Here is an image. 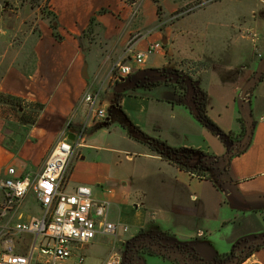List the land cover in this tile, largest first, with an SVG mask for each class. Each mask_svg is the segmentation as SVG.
Segmentation results:
<instances>
[{"label": "crops", "instance_id": "1", "mask_svg": "<svg viewBox=\"0 0 264 264\" xmlns=\"http://www.w3.org/2000/svg\"><path fill=\"white\" fill-rule=\"evenodd\" d=\"M157 1L162 6L160 10L153 0H140L135 5L119 0L100 1L88 15H93L99 32L103 31L102 41L85 47L80 36L90 25L88 19L68 22L64 28L58 24L60 36L56 40V24L49 26L42 18H24L14 24V18L19 17L13 18L8 7L17 6V0H0L1 22L5 26L0 29V94L42 107L33 118L34 124L29 125L31 117L24 115L21 107L16 112L0 104V178H9V169L15 170L16 178L37 176L56 143L70 135L75 137L86 122L88 106L83 96L88 90L100 93L101 107L106 112V108L116 111L107 114L109 124L110 116L118 117L120 111L149 139L175 149H195L216 157L226 155L225 145L188 109L164 100L167 87L152 89L154 96L148 94L152 90L144 89L121 98L115 95L112 70L120 59L133 66V73L185 68L184 72L198 78L208 94L209 117L224 132L238 134L241 106L251 105V117L247 118L254 124L251 144L230 160L227 187L219 189L212 181L180 169L153 152L149 144L126 135L122 138L129 147L125 150L129 163L134 161L130 151L143 145L148 159L160 163L151 172H136L139 181L134 178L135 171L113 173L106 160L109 158H87L82 151H116L112 144L104 148L95 144L102 142L97 136L103 122H89L84 142L76 150L68 190L89 186L95 201L109 202L114 211L121 206L120 216L123 209H128L129 214L132 208L129 215L136 236L141 231L164 233L182 243L205 238L206 246L213 252L226 254L241 239L264 234V64L256 65L252 56L253 51L264 48V0ZM203 4L205 7L200 8ZM173 14L175 21L171 22ZM23 30L22 34L16 33ZM139 32L151 33L135 45V52L146 51L152 43L162 44V49L149 56L142 67L135 65L133 54L125 53L130 38ZM60 50L69 51L64 59L55 55ZM129 100L134 103L129 104ZM14 112L17 118H13ZM112 174L117 185L108 189ZM138 191L143 197L129 206L127 202ZM28 197L40 209L35 195ZM24 204L12 223L39 216L41 211L26 215ZM119 232L124 233L119 229L116 236H110L119 238L117 241L98 236L93 243L108 247L101 249L103 264L115 254L123 257L128 242L136 237L123 238ZM115 244L119 252L114 249ZM79 252H75L72 262ZM242 264H264V248L253 251Z\"/></svg>", "mask_w": 264, "mask_h": 264}, {"label": "built area", "instance_id": "2", "mask_svg": "<svg viewBox=\"0 0 264 264\" xmlns=\"http://www.w3.org/2000/svg\"><path fill=\"white\" fill-rule=\"evenodd\" d=\"M150 33H136L127 44L125 53L133 54L137 67H142L149 56L162 49L158 42L150 44L144 52L134 51L135 45ZM133 71V66L123 59L112 70L115 81L129 77ZM83 101L88 106L86 122L78 129L74 141L63 138L56 143L37 176L28 174L16 178L15 170L9 169L10 177L0 178L3 198L0 264H84L85 254H79L72 262L76 251L84 250L98 236H116L119 229L128 232L127 227L109 221L110 203L95 201L91 187L79 185L68 190L69 166L84 142L88 123L107 119L99 92L88 90ZM31 192L40 206L39 216L12 223ZM23 236L29 237L28 244L17 241ZM104 264H123L122 257L115 254Z\"/></svg>", "mask_w": 264, "mask_h": 264}, {"label": "trees", "instance_id": "3", "mask_svg": "<svg viewBox=\"0 0 264 264\" xmlns=\"http://www.w3.org/2000/svg\"><path fill=\"white\" fill-rule=\"evenodd\" d=\"M154 1L158 4L157 0ZM158 10H160V6H158ZM93 22L94 18L91 20V23ZM161 86L168 88L163 96L164 100L171 104L182 105L188 109L190 114L202 126L212 132L225 145L227 148L226 155L216 157L213 154L195 149L172 148L165 142L149 139L125 117L127 127L132 133L131 136L149 144L153 152L177 165L180 169L212 181L219 189L226 188L227 183L230 181V160L245 152L251 144L254 124L247 119L251 117V112L247 114L244 108L245 105H242L241 116L238 119L240 132L238 134L224 132L209 117L208 94L201 88L199 81L178 69L162 68L137 71L123 80H116L114 92L116 97L121 98L127 93L138 89L152 90ZM102 124L103 126H108L109 122L106 120ZM146 233L141 231L138 236L128 242L122 257L123 264H130L131 262L143 264V253L160 256L161 252L159 249L157 250L153 243L145 241ZM148 233L152 237L159 236L165 239L167 243L165 249L168 248V245L174 248L171 251L172 254L176 253L177 249L183 252L181 254L189 251V258L180 256L181 258L177 259V262L182 264H242L253 251L264 248V234L248 236L238 241L229 253L219 255L210 251L208 261L211 262L205 263L203 261L206 254L202 253L192 241L182 243L168 234ZM163 256L172 257L169 253Z\"/></svg>", "mask_w": 264, "mask_h": 264}, {"label": "rangeland", "instance_id": "4", "mask_svg": "<svg viewBox=\"0 0 264 264\" xmlns=\"http://www.w3.org/2000/svg\"><path fill=\"white\" fill-rule=\"evenodd\" d=\"M100 1H106V0H17V3H18L17 6L12 5L8 8L12 11L13 18L19 17V18H14L15 19L14 24H17V25L20 24V22L22 20H24V18H28L30 20L32 18H34L35 20L42 18V19H45L47 21L49 26H53V24H56V26L54 27V31H56V33H55L56 34L55 35L56 40L59 39V36H60V34L57 32L58 24L62 28H64L65 24L68 22H76L79 18L84 19V20L88 19V22H90V25L88 27H86V29L81 33V36H80V38H81L80 42L85 47H87L89 44L90 45L93 44V46H96L100 41H102L103 31L99 32L100 27H98L95 19H94V22L91 23L93 15H91V14L88 15L89 11L95 10V7H97V5L99 4ZM119 1L122 3L128 4V5H135L140 0H119ZM154 3H155V1H154ZM51 4L55 8L54 10H52ZM155 4L158 7V5L160 3L158 2V4L157 3H155ZM199 7L204 8L205 5L204 4L202 6L199 5ZM19 14H20V16H18ZM88 16H89V18H88ZM173 16L175 17L176 15L173 14L170 17V18H172V19H170L171 22L175 21L174 20L175 18ZM0 29H5L4 24L1 22V15H0ZM35 31L38 32L37 28L35 29ZM24 32L25 31L23 30L21 32L17 31L16 33L22 34ZM99 46H101V44H99ZM98 49H99V52H102L104 54L105 51L103 49H101L100 47ZM68 53H69V51L63 52L62 50H60L59 52H56L55 55H60L61 58L64 59L65 55ZM258 54H260L261 57H258ZM252 56H253V61L256 62L255 63L256 65L264 64V48H259L255 51H253ZM67 57H68V55H67ZM246 61L249 62L248 59ZM181 66H183V64H181ZM182 70L184 71L187 69L182 68ZM191 77L193 79H195V77L193 75ZM196 79H198V78H196ZM141 90H143V89H141ZM145 90H147V89H145ZM148 94L151 96H154V91L152 90V91L148 92ZM108 97H109V95H108ZM133 101L129 100V104L134 103ZM0 104H2L4 106H10V109L13 108L16 112H17V108L21 107L24 110L23 114L29 115V117H31V119L29 120V122H30L29 125L34 124L35 121L33 120V118L38 116L37 114H39V112L42 110V107L40 105L29 104V103H27L21 99L16 100V99L10 97L9 95L6 96V95L0 94ZM14 105H15V107H13ZM244 108H245L247 114H249V112H251V105L250 104L246 103ZM106 109H107V114H109V115L111 112L112 113L116 112L114 110V108H112V109L106 108ZM5 112H10V110H6ZM119 112L120 111L117 112L118 117H115L113 115L110 116L111 120H110V124L108 126H103L100 130H98L99 135L97 136V138H100L102 142L100 144L98 142H95V144L100 145L103 148L112 144L113 146H115L116 151L113 153L100 152V154H97L96 151H89V152L87 150H82V151H83V153L85 152V155L87 156V158H93V157L109 158V160L108 159H106V160H107V162H109L111 164L113 173L117 172V173H122L124 175V173H126V171H128V170L129 171H135V177L134 178L136 181H139V178L136 177V172L138 173V175L139 174L141 175L142 171H143V173H146V169L149 172H151V170L153 171V169L156 166H158L160 162H156L155 160L148 159L149 157L147 156V154H149V153L147 152L146 148L143 147L144 145L141 146L140 149H138V150H136L135 148H132L135 150L130 151L131 152L130 154L133 155L134 161H133V163H129L127 161V158H126L127 156L125 154V150H127L129 147L126 145V143L122 137H123V135L132 137L131 136L132 133H131L130 129L127 127L125 116L123 114L121 115V113H119ZM13 118H17V113H15V112L13 113ZM88 143L92 144V141H88ZM76 154H77V152L75 153L73 159L71 160V163L69 166V174L71 171L73 160L76 157ZM110 177H111V180L106 185L108 189L115 188L117 185L116 177L114 176V174H112ZM138 177H140V176H138ZM138 193H139V191L137 192V194L133 193L134 195L129 199V202H127L129 204V206L131 205V207H133V205H135L136 202H139V200L143 197V195H139ZM25 202L26 203L24 204V207L22 210L26 215H28V214H39V212H40L39 207H37L36 204L32 203L30 197H28ZM2 204H3V198H2V192L0 191V208H1ZM119 207H121V206H119ZM119 207L116 208V211H114L111 208L110 215H109V221L112 223H115V224H119L122 227H127L129 229L128 233L119 232L118 235H121L123 238H133L132 236H136V234H137L133 218L131 215H129L133 212V209L130 208L132 211L129 210L128 211L129 214H127L128 209H123L124 212H123L122 216H120V210L118 211ZM145 237H146V238H144L145 241L149 242V243H153L154 247L157 250L159 249V251L161 253H160V256L143 253V256H142V258L144 260L143 264H179L177 262V259L180 256H186V258H189V255H188L189 251L185 252V254H181L183 252H181L177 249V251H175L176 253L172 254L171 251L174 248H172L168 245V248L165 249L166 248L165 245L167 243H166L165 239H163L159 236L152 237L149 233H146ZM107 239L117 241L119 238L109 236V237H107ZM2 240H3V235L0 232V242ZM17 241L20 244H24V243L28 244L29 243V237L23 236V237H21V239H17ZM190 241H192V243H195V246L198 247L202 253L206 254L203 262H205V263L211 262V261H208V259L210 258V251L212 252L213 250H212V248H210V246H206L205 238H202L199 240L193 239ZM94 242H92L84 250H81L79 252V254H85V256H86V261H85L86 263L85 264H103L102 261H100V255H102L101 249L103 247V250L104 249L106 250L108 247H104V246L100 245L99 243L93 244ZM114 249L119 252L120 248H119V246H117L115 244ZM166 253H169V255H172V257L163 256ZM95 255L98 256L97 259H93ZM101 259H103L102 256H101ZM183 262H186V261H183ZM189 262H192V261H189ZM130 264H139V263L138 262H134V263L131 262Z\"/></svg>", "mask_w": 264, "mask_h": 264}, {"label": "water", "instance_id": "5", "mask_svg": "<svg viewBox=\"0 0 264 264\" xmlns=\"http://www.w3.org/2000/svg\"><path fill=\"white\" fill-rule=\"evenodd\" d=\"M120 80H123V79H120ZM245 95H243V97H244ZM68 139L70 140V141H74V137L72 136V135H70V136H68Z\"/></svg>", "mask_w": 264, "mask_h": 264}]
</instances>
